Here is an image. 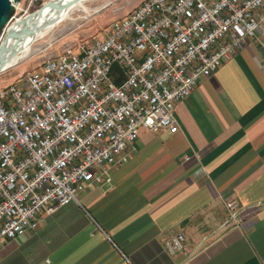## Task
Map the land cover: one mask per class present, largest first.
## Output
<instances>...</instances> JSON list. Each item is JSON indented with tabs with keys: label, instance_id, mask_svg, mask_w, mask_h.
<instances>
[{
	"label": "built area",
	"instance_id": "1",
	"mask_svg": "<svg viewBox=\"0 0 264 264\" xmlns=\"http://www.w3.org/2000/svg\"><path fill=\"white\" fill-rule=\"evenodd\" d=\"M263 9L264 0H143L102 38L65 44L0 90V245L35 231L42 213L80 204L93 184L111 185L141 130L176 133L175 106L198 80L258 32L264 39ZM225 208L238 223V203ZM163 244L175 255L185 235Z\"/></svg>",
	"mask_w": 264,
	"mask_h": 264
},
{
	"label": "crops",
	"instance_id": "2",
	"mask_svg": "<svg viewBox=\"0 0 264 264\" xmlns=\"http://www.w3.org/2000/svg\"><path fill=\"white\" fill-rule=\"evenodd\" d=\"M262 43L258 32L198 80L175 106L176 133L141 130L111 185L93 184L80 204L0 245V264H264ZM177 232L185 248L170 255L163 241Z\"/></svg>",
	"mask_w": 264,
	"mask_h": 264
},
{
	"label": "rangeland",
	"instance_id": "3",
	"mask_svg": "<svg viewBox=\"0 0 264 264\" xmlns=\"http://www.w3.org/2000/svg\"><path fill=\"white\" fill-rule=\"evenodd\" d=\"M51 0H35L31 5L21 0L19 8H13L8 23L0 31L2 41L18 20L41 9ZM142 0H89L81 8L73 10L69 17L52 28L31 46L30 54L19 63L0 74V90L19 84L21 75L41 65L49 57L57 56L67 43L90 44L102 38L110 22L121 19L132 12ZM19 3L14 2V5ZM81 9V10H80ZM95 25L100 27L95 28ZM15 27V26H14ZM19 81V83H18Z\"/></svg>",
	"mask_w": 264,
	"mask_h": 264
},
{
	"label": "bare ground",
	"instance_id": "4",
	"mask_svg": "<svg viewBox=\"0 0 264 264\" xmlns=\"http://www.w3.org/2000/svg\"><path fill=\"white\" fill-rule=\"evenodd\" d=\"M59 1V0H55ZM66 1H71V0H66ZM89 0H74L75 5H73L69 10H66L61 14L60 17H58V21L55 24L48 23L47 19L48 16L50 17H56V12L52 11L50 9L44 10L43 13H35L32 15H29L20 21L15 23V27L13 26L12 30L8 33L9 40L5 44V49L7 53V58L10 57V54L16 51V49L19 47L20 44H26L25 47L23 48L22 52L17 55L14 59H9L8 64L4 65V68H10L13 65L17 64L20 62V60L25 57H27L30 52H31V46L37 41L39 38L43 37L47 32L52 30L55 26H57L59 23L63 22L65 19H67L70 15V13L78 8H81L84 3H86ZM12 4L16 2V0H11ZM46 9V6L44 7ZM81 10V9H80ZM44 22L45 29H32L34 25H36L38 22ZM9 55V56H8ZM6 58V59H7ZM1 63V61H0ZM1 67V66H0Z\"/></svg>",
	"mask_w": 264,
	"mask_h": 264
},
{
	"label": "water",
	"instance_id": "5",
	"mask_svg": "<svg viewBox=\"0 0 264 264\" xmlns=\"http://www.w3.org/2000/svg\"><path fill=\"white\" fill-rule=\"evenodd\" d=\"M21 0H16V3H20ZM73 5H75V2L74 0H71V1H66V0H59V1H55V0H51L50 2H48L45 6H46V9L44 8L45 6H43L41 9H38L36 11H34L32 14H35V13H43L44 10H47V9H50L52 11H55L56 12V17H50L48 16V19H47V22L49 23H52V24H55L57 23V19L58 17L61 16V14H63L64 11L66 10H69V8H71ZM13 10V6H12V3H11V0H0V31L2 29L3 26H5L8 21H9V16L11 14ZM44 24V22H41L40 21L33 26L32 29H45V25H42ZM9 34L6 33L4 39L1 41L0 40V74L3 73L6 69L4 68L3 66L8 64V60L9 59H14L15 57H17V55L19 53L22 52L23 48L25 47L26 44H20L19 47L16 49V51H14L13 53L10 54V57L7 58V53H6V49H5V44L8 42L9 40ZM9 56V55H8ZM7 58V59H6ZM9 68V67H8Z\"/></svg>",
	"mask_w": 264,
	"mask_h": 264
},
{
	"label": "trees",
	"instance_id": "6",
	"mask_svg": "<svg viewBox=\"0 0 264 264\" xmlns=\"http://www.w3.org/2000/svg\"><path fill=\"white\" fill-rule=\"evenodd\" d=\"M13 11H14V9H13ZM13 11H12V12H13Z\"/></svg>",
	"mask_w": 264,
	"mask_h": 264
}]
</instances>
